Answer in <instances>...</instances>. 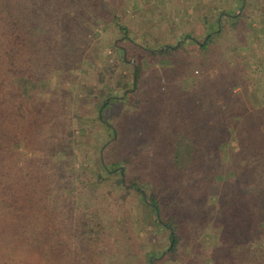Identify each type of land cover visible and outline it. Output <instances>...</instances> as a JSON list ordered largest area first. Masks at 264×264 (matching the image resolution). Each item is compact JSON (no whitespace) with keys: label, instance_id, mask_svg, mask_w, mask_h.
Returning a JSON list of instances; mask_svg holds the SVG:
<instances>
[{"label":"trees","instance_id":"1","mask_svg":"<svg viewBox=\"0 0 264 264\" xmlns=\"http://www.w3.org/2000/svg\"><path fill=\"white\" fill-rule=\"evenodd\" d=\"M127 1L0 0V264H264L257 3Z\"/></svg>","mask_w":264,"mask_h":264},{"label":"crops","instance_id":"2","mask_svg":"<svg viewBox=\"0 0 264 264\" xmlns=\"http://www.w3.org/2000/svg\"><path fill=\"white\" fill-rule=\"evenodd\" d=\"M180 6L182 9H179L180 15H175L174 17L176 22H180L181 25L188 24L189 22H196V14L203 7H210L212 5H221L224 6L223 1H237V0H180ZM254 1L258 7L257 12L254 14L251 21L252 26V41L247 44L244 43L243 53L250 55L249 62L251 66L255 67L264 66V0H249ZM167 4V1H161L162 4ZM188 8V9H187ZM189 11V14H188ZM190 16V21L188 16ZM189 21V22H188Z\"/></svg>","mask_w":264,"mask_h":264},{"label":"rangeland","instance_id":"3","mask_svg":"<svg viewBox=\"0 0 264 264\" xmlns=\"http://www.w3.org/2000/svg\"><path fill=\"white\" fill-rule=\"evenodd\" d=\"M141 1H144V6L146 7L147 6V9H148V7L149 6H151V5H155V6H161V1H167V3H170V4H172L173 6V8L171 9V14H172V17L174 18V17H176L175 15H180V12H179V9H182L183 7L182 6H180L179 5V3L181 2L180 0H128L127 1V3H128V9H127V11L129 12V14L130 15H132L133 17H137V8L139 7V5L141 4L140 2ZM188 9V8H187ZM188 14H189V11H188ZM188 16V15H187ZM188 19H189V21H190V16H188ZM175 20V19H174ZM188 21V22H189ZM180 23V22H179ZM181 24V23H180ZM185 26H186V23H185ZM190 29H189V27H188V31H189ZM103 43H105V42H102L101 43V45H103ZM104 48V45H103V47H102V49ZM110 50H111V48L110 47H106L105 49H104V51H106V52H110ZM130 69V68H129ZM131 70V69H130ZM54 84L55 85H57L58 84V81H57V79L55 78L54 79ZM65 85H66V87H73L74 88V86L75 85H72L71 83H69V82H66L65 81ZM74 90H76L77 92H82V88H80V87H77V86H75V88H74ZM79 164L80 163H78V164H76L75 165V167L76 168H78L79 167ZM92 179H94V178H92ZM71 180V178L68 176V175H66V176H64L62 179H60V183L61 184H64V183H68L69 181ZM51 182V185H56V183H57V181L56 180H54V181H50ZM53 185V186H54ZM95 187H97L96 185H95ZM164 253H166V251L164 252ZM161 256V255H160ZM160 256H158V257H160ZM155 258H157V257H155ZM153 259V258H152ZM70 262H71V260L69 259V258H67L64 262H63V264H70Z\"/></svg>","mask_w":264,"mask_h":264},{"label":"water","instance_id":"4","mask_svg":"<svg viewBox=\"0 0 264 264\" xmlns=\"http://www.w3.org/2000/svg\"><path fill=\"white\" fill-rule=\"evenodd\" d=\"M182 41H183V40H180V41L178 42V45L181 44ZM171 246H172V243H171ZM164 255H165V253H163L160 257H157V258H153V259H151V263H153L155 259H160V258H161L162 256H164Z\"/></svg>","mask_w":264,"mask_h":264}]
</instances>
